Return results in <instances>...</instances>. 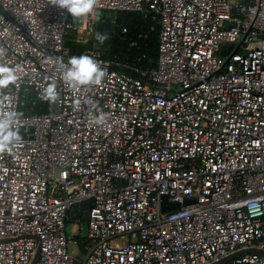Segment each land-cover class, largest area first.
Listing matches in <instances>:
<instances>
[{
  "label": "built area",
  "instance_id": "2783aa9c",
  "mask_svg": "<svg viewBox=\"0 0 264 264\" xmlns=\"http://www.w3.org/2000/svg\"><path fill=\"white\" fill-rule=\"evenodd\" d=\"M102 10L139 15L155 58L90 44ZM82 54L106 75L71 90L56 61ZM0 64L22 138L0 152V264H264V0H99L79 19L0 0Z\"/></svg>",
  "mask_w": 264,
  "mask_h": 264
},
{
  "label": "clouds",
  "instance_id": "9594fccd",
  "mask_svg": "<svg viewBox=\"0 0 264 264\" xmlns=\"http://www.w3.org/2000/svg\"><path fill=\"white\" fill-rule=\"evenodd\" d=\"M48 3L66 10L71 17L79 19L93 14L98 8L99 0H48ZM56 63L59 65L61 79L71 90L101 84L107 71L97 60L83 54L72 56L66 64L62 58H57ZM16 72V68L0 64V89L17 80ZM56 87L55 83H49L44 87L43 98L56 101L58 96ZM16 118L14 112L0 114V152L11 151L22 139L18 129L14 128Z\"/></svg>",
  "mask_w": 264,
  "mask_h": 264
},
{
  "label": "trees",
  "instance_id": "16d2710c",
  "mask_svg": "<svg viewBox=\"0 0 264 264\" xmlns=\"http://www.w3.org/2000/svg\"><path fill=\"white\" fill-rule=\"evenodd\" d=\"M114 23L116 27L115 31L120 36L122 27H126L127 32L123 35V39L111 36L110 34L109 43L111 44V49L108 51V54L114 55L123 52L128 54V57L133 58L136 55L144 53L148 58H155L157 50V33L148 31L146 38L137 39L138 34L147 30V25L142 21L139 15L131 12L116 11ZM136 39L138 40V45L128 48L129 42ZM93 42L94 38L90 44Z\"/></svg>",
  "mask_w": 264,
  "mask_h": 264
},
{
  "label": "rangeland",
  "instance_id": "374dc122",
  "mask_svg": "<svg viewBox=\"0 0 264 264\" xmlns=\"http://www.w3.org/2000/svg\"><path fill=\"white\" fill-rule=\"evenodd\" d=\"M100 16L102 17L101 19L104 20V22H110V34L111 36H116L118 38H121V36L116 33V27H115V16H116V11H108V10H102L100 13ZM94 27H95V23H94ZM66 46L70 47V50L73 51L74 47L76 46V44H74L72 41H68L65 43ZM78 46V45H77ZM97 48H99L101 51L106 52L109 51L111 49V44H98L96 45ZM231 45L228 42H221L218 45L217 50L215 51V56H222L223 52L225 50H230L231 49ZM141 55V54H139ZM136 55L135 57L139 56ZM133 57V58H135ZM131 58V59H133ZM85 226L82 227L80 233H78L77 237H74L73 235V229L70 225H68V227L65 229V234L67 236V251L70 255L72 256H77V257H82L83 256V252L80 246V243L77 241L78 239H80L84 234H85Z\"/></svg>",
  "mask_w": 264,
  "mask_h": 264
},
{
  "label": "water",
  "instance_id": "95a60500",
  "mask_svg": "<svg viewBox=\"0 0 264 264\" xmlns=\"http://www.w3.org/2000/svg\"><path fill=\"white\" fill-rule=\"evenodd\" d=\"M110 22H104L101 19L100 11L96 12L95 17V31H94V42L97 44H108L110 38ZM192 199H185L184 204L192 202ZM180 203L168 201L166 196L161 197V209L163 212L174 210L179 208ZM226 260V259H224Z\"/></svg>",
  "mask_w": 264,
  "mask_h": 264
},
{
  "label": "flooded vegetation",
  "instance_id": "af4514ba",
  "mask_svg": "<svg viewBox=\"0 0 264 264\" xmlns=\"http://www.w3.org/2000/svg\"><path fill=\"white\" fill-rule=\"evenodd\" d=\"M104 21V20H103ZM94 30H95V27H94Z\"/></svg>",
  "mask_w": 264,
  "mask_h": 264
}]
</instances>
